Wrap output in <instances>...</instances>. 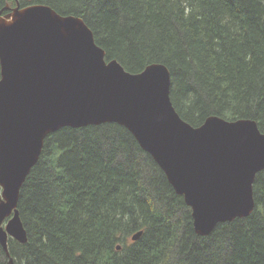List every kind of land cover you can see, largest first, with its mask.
<instances>
[{
    "label": "trees",
    "instance_id": "obj_1",
    "mask_svg": "<svg viewBox=\"0 0 264 264\" xmlns=\"http://www.w3.org/2000/svg\"><path fill=\"white\" fill-rule=\"evenodd\" d=\"M33 4L81 18L130 73L165 65L171 102L191 126L247 119L264 133V0H0V12ZM253 195L249 217L199 236L129 130L64 127L46 137L21 189L27 243L9 237V254L0 243V264H264V171Z\"/></svg>",
    "mask_w": 264,
    "mask_h": 264
},
{
    "label": "water",
    "instance_id": "obj_2",
    "mask_svg": "<svg viewBox=\"0 0 264 264\" xmlns=\"http://www.w3.org/2000/svg\"><path fill=\"white\" fill-rule=\"evenodd\" d=\"M9 9L0 12V243L7 254L9 237L27 243L21 189L46 137L64 127L117 123L129 130L192 208L200 236L254 212L253 184L264 171V134L255 122L213 116L195 128L171 102L166 66L132 74L105 62L81 18L44 4L3 16Z\"/></svg>",
    "mask_w": 264,
    "mask_h": 264
},
{
    "label": "bare ground",
    "instance_id": "obj_3",
    "mask_svg": "<svg viewBox=\"0 0 264 264\" xmlns=\"http://www.w3.org/2000/svg\"><path fill=\"white\" fill-rule=\"evenodd\" d=\"M9 12H11V9H9ZM101 48V47H100ZM104 52H105V50H104ZM105 62L106 63H110V62H112V61H116V60H112V61H107L106 60V52H105ZM118 62V61H117ZM123 67V66H122ZM124 68V67H123ZM125 69V68H124ZM128 72V71H127ZM132 74H134V73H132ZM170 79H171V74H170ZM227 121V120H226ZM237 121V120H236ZM248 121H250V120H248ZM229 122H234V121H229ZM252 122H254V121H252ZM106 124V123H105ZM102 125V124H101ZM89 126H92V125H89ZM96 126H99V125H96ZM87 127V126H86ZM81 128H83V127H81ZM59 131V130H58ZM164 172V171H163ZM167 177V176H166ZM167 180H168V178H167ZM168 182H169V180H168ZM170 183V182H169ZM173 187V186H172ZM175 190V189H174ZM176 192V191H175ZM177 193V192H176ZM179 195V194H178ZM180 196H182V195H180ZM191 215H192V219H193V226H194V218H193V210H192V212H191ZM223 223H226V222H223ZM220 224V223H219ZM217 227V226H216ZM215 227V228H216ZM195 228V227H194ZM197 233V232H196ZM142 234H143V232H142ZM132 241V240H131ZM133 242V241H132Z\"/></svg>",
    "mask_w": 264,
    "mask_h": 264
},
{
    "label": "rangeland",
    "instance_id": "obj_4",
    "mask_svg": "<svg viewBox=\"0 0 264 264\" xmlns=\"http://www.w3.org/2000/svg\"><path fill=\"white\" fill-rule=\"evenodd\" d=\"M4 12H6V14H4ZM3 13H2V15L3 16H7V15H9L11 12H7V11H4ZM5 18V17H4ZM106 60H107V58H106ZM107 61H109V60H107ZM151 65H154V64H150V65H148V66H151ZM147 66V67H148ZM165 66V65H164ZM168 69V68H167ZM145 70V69H144ZM143 70V71H144ZM168 71H169V69H168ZM170 72V71H169ZM250 121H253V120H250ZM159 166V165H158ZM166 175V174H165ZM174 189V188H173ZM175 191V190H174ZM176 193V192H175ZM177 194V193H176ZM178 195V194H177ZM183 197V196H182ZM184 198V197H183ZM184 202H185V199H184ZM185 204H186V202H185ZM186 206H188L187 204H186ZM189 208H190V210H191V212H192V208L190 207V206H188ZM200 236V235H199ZM209 236V235H208ZM203 237H205V236H203Z\"/></svg>",
    "mask_w": 264,
    "mask_h": 264
},
{
    "label": "flooded vegetation",
    "instance_id": "obj_5",
    "mask_svg": "<svg viewBox=\"0 0 264 264\" xmlns=\"http://www.w3.org/2000/svg\"><path fill=\"white\" fill-rule=\"evenodd\" d=\"M141 73V72H140ZM138 74V73H137ZM223 119V118H222ZM225 120V119H224ZM238 120H240V119H238ZM186 122V121H185ZM115 124H117V123H115ZM119 125V124H118ZM92 126H96V125H92ZM121 126V125H120ZM200 127V126H199ZM125 128V127H124ZM195 128H198V127H195ZM262 133V132H261ZM264 134V133H263ZM261 172H263V171H261ZM261 172H259V173H261ZM259 173H257V174H259ZM257 176V175H256ZM255 208H256V205H255ZM255 210V209H254Z\"/></svg>",
    "mask_w": 264,
    "mask_h": 264
}]
</instances>
